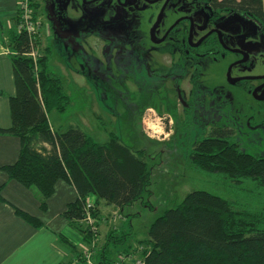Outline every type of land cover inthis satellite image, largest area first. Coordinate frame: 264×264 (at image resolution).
I'll list each match as a JSON object with an SVG mask.
<instances>
[{
	"label": "rangeland",
	"instance_id": "1",
	"mask_svg": "<svg viewBox=\"0 0 264 264\" xmlns=\"http://www.w3.org/2000/svg\"><path fill=\"white\" fill-rule=\"evenodd\" d=\"M82 2L20 0L22 7L17 10L16 27L19 30L24 26V13L28 14L38 41L34 49L35 57L43 55L49 43L46 40L49 39L52 57L49 55L48 61L52 71L59 69L52 64L55 59L64 65L66 62L76 65L81 73L82 85L75 84L70 75L62 79L70 105L62 114L50 111L59 117L55 128L63 132L75 123L97 142L107 141L109 133H114L122 144L134 151L144 152L149 185L141 199L121 211L104 208L99 212L89 201L92 204L89 215L94 220L96 233L90 235L88 243L73 248V256L74 252H81V260L77 257L73 263L95 264L92 259L104 245L110 231H116L117 235L121 232L129 234L127 243L146 238L151 223L164 211L175 208L191 191L207 192L227 201L234 211L264 219V187L256 186L251 180L236 183L221 174L201 172L189 161L194 144L206 137L211 128L221 126L232 130L231 140L242 152L264 157V112L262 115L255 114L251 110L255 104L252 96L245 90L233 89L226 81L229 66L240 56L230 53L222 59H200V87L205 91L213 90L217 95L223 91L229 101L228 106L224 108V100L217 96L216 100L201 97L199 110H180L176 90L178 81L161 75L166 71V74L172 70L174 72L177 66L189 60L180 54L183 44L181 36L155 48L149 45L146 38L158 15L160 3L145 6L134 0V8L125 13L127 24L101 27L102 21L117 19L120 15L107 5L108 0H98L87 7ZM205 2L170 0L154 38L181 17L192 19L191 40L200 38L215 25L204 12L198 11L199 7L205 6ZM216 27L225 35L228 47L243 50L248 57L245 63L232 67L230 76L264 74V31L254 20L232 14ZM63 29L69 34L65 35ZM54 30L58 31L57 37L53 34ZM77 30H82L81 37H73ZM92 30L95 36L88 34ZM112 33L119 35L122 43L130 45L131 50L127 51L131 52L130 56H126V52L117 56L112 45L106 46L108 43L104 41L102 46V42L96 40L101 34ZM42 34L47 36L41 38ZM66 41L74 51L68 57ZM62 45H65L64 57L59 53ZM59 124L61 127H58ZM94 211L98 212L97 217L102 213L100 221H105L101 225L97 224L99 219L93 216ZM80 227L88 235L91 234L85 222ZM129 246L133 247L131 244ZM137 247L138 243L133 250ZM119 249L123 250V247ZM129 255L134 256L132 264L140 258L135 252ZM118 258L113 264H122Z\"/></svg>",
	"mask_w": 264,
	"mask_h": 264
},
{
	"label": "trees",
	"instance_id": "2",
	"mask_svg": "<svg viewBox=\"0 0 264 264\" xmlns=\"http://www.w3.org/2000/svg\"><path fill=\"white\" fill-rule=\"evenodd\" d=\"M209 5L213 11L244 14L264 29L263 0H210ZM9 38L15 94L9 99L11 125L0 129V135L17 137L20 150L16 162L1 170L35 189L42 210L58 180L72 184L77 199L62 215L88 243L96 233L88 229V235L80 227L88 197L94 198L96 209L103 204L118 211L141 199L149 185L144 152L130 149L112 132L107 141L97 142L78 126L52 131L47 114L65 113L70 98L61 77L47 67L51 49L46 47L34 61L29 55L38 45L36 34L21 29ZM232 138L226 127L211 128L194 144L190 164L236 183L251 180L264 187V157L242 152ZM115 232L107 233L92 259L95 264H113L130 252L139 254L142 264H264V219L234 211L227 201L204 191H191L175 208L164 211L151 223L146 238L135 241L136 250L127 243L129 234Z\"/></svg>",
	"mask_w": 264,
	"mask_h": 264
},
{
	"label": "crops",
	"instance_id": "3",
	"mask_svg": "<svg viewBox=\"0 0 264 264\" xmlns=\"http://www.w3.org/2000/svg\"><path fill=\"white\" fill-rule=\"evenodd\" d=\"M19 3L20 0H0V129H7L11 125L9 99L15 94V84L12 54L8 41L12 34L18 33L16 15ZM62 31L65 35L69 34L66 29ZM53 34L57 37L58 31L54 30ZM45 36L47 34H42L41 38ZM77 36H82V30H77L73 35V37ZM46 41L50 43L49 39ZM49 43L47 47L50 48ZM66 44V46L62 45L59 51L62 57H64L62 55L64 46L67 47L66 57L74 52L73 48L68 46L70 45L68 41ZM51 55L52 51H50ZM52 64L59 69H53V72L48 61L49 71L60 76L61 79L70 75L75 84L82 83L81 73L76 65H72L70 62H66L64 65L55 59ZM81 85L79 86L81 87ZM58 118L51 112L47 114L49 126L54 132H59L54 126L59 123ZM70 126L78 125L73 123ZM58 127L61 125L59 124ZM19 150L20 141L17 137L0 135V264H77L73 261H76L81 252H74V257L73 248L83 246L85 241L62 215L66 206L77 199L75 188L65 180H58L54 186L53 194L46 200V206L42 210L35 189L26 188L17 181L9 179L7 174L1 170L2 167L16 162ZM88 200L94 203L93 197L89 196ZM104 208L117 210L115 207L99 204V212ZM21 214L33 219L36 224L26 221ZM101 214L98 217V225L105 221L103 219V222L100 221ZM119 220H121L120 215ZM131 241L128 244L133 245L132 248H134L136 242L135 240ZM120 260L122 264H132L134 256H125Z\"/></svg>",
	"mask_w": 264,
	"mask_h": 264
},
{
	"label": "flooded vegetation",
	"instance_id": "4",
	"mask_svg": "<svg viewBox=\"0 0 264 264\" xmlns=\"http://www.w3.org/2000/svg\"><path fill=\"white\" fill-rule=\"evenodd\" d=\"M82 1L84 7H87L93 2H96L98 0H82ZM132 1L134 0H108L107 5L111 9H113V11L118 13V15H120V18L117 19L109 18L106 21H102L100 23L101 27L102 25L108 27L114 25L123 26L127 24L125 19V15H126L125 13L126 11L132 10L134 8V6L132 7ZM137 1L141 2L145 6H150L160 3L159 4L160 10L158 12V15L151 24L146 37L149 40L150 43L149 45L153 46L152 48H155L156 46L162 43L172 41L178 38L179 35L181 36L183 44L180 54L189 60H187L184 64L179 65L180 67L177 66L174 72H172L173 71L172 70L171 72L168 71L169 74H166L167 72L166 71L165 74L163 73L164 75H161L166 78L168 77L175 78L178 81V86L176 90L178 97L177 104L180 107V110H188V111L199 110L198 106L201 97H207L210 100L213 99L216 100V96H217L218 99L222 98L224 100V105H225L224 108L229 105V101L227 102L228 99L226 98L223 91L218 92L217 95L215 94V92H213V90L209 89L208 91H205L200 87L199 77L201 76V69H202L200 65V59L210 58V57L214 59H222L227 54L235 53L238 54L240 58L235 63H232L229 66L226 73L227 84L232 86L233 89L247 91L255 101L254 107H251V110H253L255 114L258 113L262 115V113L264 112V74H257L253 76H241V75L230 76V71L232 67L236 64L245 63L248 57L246 54L243 53V50L235 49V48L233 49L231 47H228V45L226 44L227 40L225 39V35L221 33L216 27L218 23H221L222 20L226 19L232 14L247 18L248 16L238 12L213 11L209 5L210 0H206L205 6L199 7L198 11L204 12L209 19L213 20V23L215 25L212 28H210L200 38H198L195 41L191 40L193 22L190 17L178 18L170 27L164 30L163 33L159 34L157 38H154L153 36L154 32L161 23V20L158 21L159 15L161 11L163 13L165 7L167 6L170 0H137ZM105 6L106 5H104V7ZM255 22L257 25L261 27V30L264 31L262 26L258 24L257 21ZM88 34L95 36L94 30L88 31ZM96 40L101 41L102 46H104L103 43L104 41L108 43L106 44V46L112 45L113 49H116L117 51L116 53L117 56H121L125 52H126V56L131 55V52H127L128 50H131L129 48L130 45L124 44L125 42L122 43L121 41L122 39L117 34L116 35L114 33L105 34V35L101 34L97 37ZM170 68L172 69L171 66ZM179 85H181L182 87L181 86L179 87ZM183 97L187 101L184 100ZM247 125L251 126L249 123H247Z\"/></svg>",
	"mask_w": 264,
	"mask_h": 264
},
{
	"label": "built area",
	"instance_id": "5",
	"mask_svg": "<svg viewBox=\"0 0 264 264\" xmlns=\"http://www.w3.org/2000/svg\"><path fill=\"white\" fill-rule=\"evenodd\" d=\"M21 3H19V9H21ZM29 19H30V16L26 13H24V26H22L21 28H19V30H24V31H27L28 33L30 34H33L34 33V28L31 26V24L29 23ZM34 61H35V56H36V52L35 50H33L31 52V54L29 55ZM92 207V204L90 202H88L86 204V207H85V211H86V216L83 220V222H85L87 224V226H89L90 230H94V227H93V220L91 219L90 215H89V211ZM134 264H142V261L137 259L135 260Z\"/></svg>",
	"mask_w": 264,
	"mask_h": 264
},
{
	"label": "water",
	"instance_id": "6",
	"mask_svg": "<svg viewBox=\"0 0 264 264\" xmlns=\"http://www.w3.org/2000/svg\"><path fill=\"white\" fill-rule=\"evenodd\" d=\"M162 11H161V13H160V15H159V18H158V21H160L161 20V18H162Z\"/></svg>",
	"mask_w": 264,
	"mask_h": 264
}]
</instances>
